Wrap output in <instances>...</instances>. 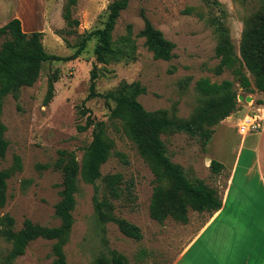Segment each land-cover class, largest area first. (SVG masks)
<instances>
[{"label": "rangeland", "instance_id": "374dc122", "mask_svg": "<svg viewBox=\"0 0 264 264\" xmlns=\"http://www.w3.org/2000/svg\"><path fill=\"white\" fill-rule=\"evenodd\" d=\"M111 1L76 0L70 6L72 18L78 21L76 26L67 25L63 18L69 0H4V8L22 17L27 32L42 31V44L48 53L64 57L75 51L85 32L102 27ZM262 7L264 0H130L112 31L116 50L133 49L129 57L97 62L94 53L97 41L92 38L77 58L43 62L31 86H23L17 97L6 95L3 101L0 119L6 128L4 138L8 145L0 169L13 167L14 173L6 180L0 218L5 214L13 217L14 230L22 227L25 218L43 226L60 223L54 209L60 198L62 174L55 162L59 150L65 149L74 151L80 163L92 139V126L84 130L79 126L85 125L89 114L95 121L106 123V133L113 139L114 148L100 166L101 176L93 183L78 174L73 224L63 246L67 264H112V251L123 254L126 264H170L182 247L185 231L194 229L206 214L188 207L186 223L171 215L159 222L150 215L155 175L125 134L120 120L110 118L113 102L102 96L87 98L90 70L95 63L98 71L95 88L99 93L113 91L121 82L139 81L145 92L138 100L146 110L165 109L170 117L178 118H188L200 107L203 95L196 87L200 78L217 83L231 81L236 107L212 126V137L205 146L185 132L161 134L170 160L179 164L190 180L202 179L220 195L227 171L215 172L210 160H217L214 156L217 154L226 169L230 168L241 138L237 123L245 114H251L247 110L257 103L258 91H246L232 68L217 73L220 58L215 51L219 34L224 31L239 57L245 19L260 14ZM141 9L153 26L174 43L171 59H155L143 44L144 38L137 36L143 27ZM4 18L0 26L6 23ZM128 25L132 44L121 41L128 33ZM7 37L0 34V46ZM242 69L250 87H254L253 74ZM50 81L52 92L47 99ZM239 95L244 98L239 99ZM246 96H251V100H246ZM83 110L85 115L81 113ZM223 120L231 124L227 121L221 126ZM114 173L122 176L119 198L108 196L104 181L105 175ZM239 176L238 171L227 205L232 204L234 191L240 189ZM95 196L99 200L107 197L114 206V215L137 225L142 237L126 236L113 221L97 222ZM52 244L51 239L36 238L10 264H54ZM10 248L11 243L0 235V264H5Z\"/></svg>", "mask_w": 264, "mask_h": 264}, {"label": "trees", "instance_id": "16d2710c", "mask_svg": "<svg viewBox=\"0 0 264 264\" xmlns=\"http://www.w3.org/2000/svg\"><path fill=\"white\" fill-rule=\"evenodd\" d=\"M76 0H69L65 5L63 18L67 25H77L78 21L71 16V5ZM130 0H112L107 5L106 19L102 27L85 32L76 45L75 51L68 56H58L48 53L42 44V31L25 32L17 17L11 18L0 26V34L8 37L0 46V115L6 95L18 96L23 86H31L38 78L43 62L49 60H72L84 50L88 40L96 38L94 47L97 62L109 63L129 57L131 48L115 49L112 31L120 12L127 8ZM260 14L245 19L240 42V56L233 50L228 34L221 31L216 47V56L220 58L215 68L221 73L224 68H232L239 78L241 86L248 92H264V7ZM143 27L137 36L143 37V44L152 52L155 59L169 60L173 56L174 43L166 39L161 30L155 28L144 11L140 10ZM128 33L121 37L122 42H130V25ZM245 68L254 76V87L243 72ZM97 66L94 63L90 70L87 98L102 96L113 102L110 111L111 119L120 120L128 138L136 145L139 154L155 175L156 185L153 189L150 204V215L162 222L167 215L181 222H187L188 207L197 211L217 210L221 206V198L215 189L209 187L202 179L190 180L182 167L170 160L166 153L161 134L185 132L198 138L205 146L213 134L212 126L229 116L236 107V93L232 90V82L223 80L220 83L211 82L208 78H200L196 87L203 95L202 103L188 118L170 117L165 109L146 110L139 102L138 96L145 92V87L139 81L121 82L113 91L99 93L96 91ZM52 92V81L48 85V96ZM82 115L86 110L81 111ZM92 126V139L85 147L80 163L74 151L59 150L55 162L62 174L60 198L55 204V215L60 223L57 226H43L25 218L21 228L14 230V219L10 215L0 218V235L11 243V248L5 257V264H10L16 257L25 252L30 241L42 237L53 240L52 254L54 264H67L63 246L66 244L72 224V210L75 207V192L77 190L78 174L87 182L93 183L101 176L100 166L108 159L114 141L106 133V123L95 121L89 114L85 125L80 129ZM5 125L0 119V160L4 157L7 141L4 138ZM19 166V165H18ZM210 166L218 172L222 164L210 160ZM14 173V168L0 169V208L5 204L6 180ZM120 173L104 176L107 194L110 197L121 196ZM113 204L103 196L94 197V209L97 222L104 224L113 221L120 231L128 237L140 239L142 233L137 225L113 213ZM112 264H126V257L115 251L111 252Z\"/></svg>", "mask_w": 264, "mask_h": 264}, {"label": "crops", "instance_id": "0c3cea01", "mask_svg": "<svg viewBox=\"0 0 264 264\" xmlns=\"http://www.w3.org/2000/svg\"><path fill=\"white\" fill-rule=\"evenodd\" d=\"M4 3L0 0V20L5 17L7 22L17 17L27 32L22 17L17 12H6ZM256 96L257 103L247 111L262 116L261 129L245 135L238 133L241 138L229 169L220 156L214 155L227 171L224 190L219 195L221 206L212 212L196 210L206 216L194 229L185 231L182 247L170 264H264V92H256ZM227 121L223 120L221 126ZM238 171L240 189L234 191L232 204L227 205Z\"/></svg>", "mask_w": 264, "mask_h": 264}, {"label": "built area", "instance_id": "2783aa9c", "mask_svg": "<svg viewBox=\"0 0 264 264\" xmlns=\"http://www.w3.org/2000/svg\"><path fill=\"white\" fill-rule=\"evenodd\" d=\"M262 116L258 112L245 114L237 123V130L240 135L257 132L261 129Z\"/></svg>", "mask_w": 264, "mask_h": 264}, {"label": "water", "instance_id": "95a60500", "mask_svg": "<svg viewBox=\"0 0 264 264\" xmlns=\"http://www.w3.org/2000/svg\"><path fill=\"white\" fill-rule=\"evenodd\" d=\"M238 98L239 99H243L244 97H243V95H239ZM245 99L246 100H251V96H246Z\"/></svg>", "mask_w": 264, "mask_h": 264}]
</instances>
